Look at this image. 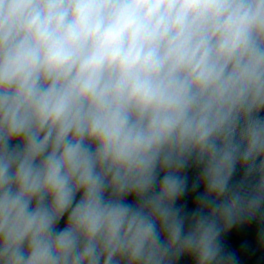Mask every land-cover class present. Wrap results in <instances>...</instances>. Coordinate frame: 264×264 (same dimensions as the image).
<instances>
[{
    "label": "clouds",
    "instance_id": "clouds-1",
    "mask_svg": "<svg viewBox=\"0 0 264 264\" xmlns=\"http://www.w3.org/2000/svg\"><path fill=\"white\" fill-rule=\"evenodd\" d=\"M252 247L264 0H0V264H242Z\"/></svg>",
    "mask_w": 264,
    "mask_h": 264
},
{
    "label": "water",
    "instance_id": "water-1",
    "mask_svg": "<svg viewBox=\"0 0 264 264\" xmlns=\"http://www.w3.org/2000/svg\"><path fill=\"white\" fill-rule=\"evenodd\" d=\"M191 176V173H190ZM189 209L191 208V200L189 199L187 201ZM252 236V229L250 228H242L239 233V238L241 241L243 240H251ZM226 243H228L231 246H235L236 241L233 239L232 235L229 234L225 237ZM242 264H264V252H261L254 247L250 248V250L244 254V256L241 258ZM178 264H191V262L186 258H181L180 261H178Z\"/></svg>",
    "mask_w": 264,
    "mask_h": 264
}]
</instances>
